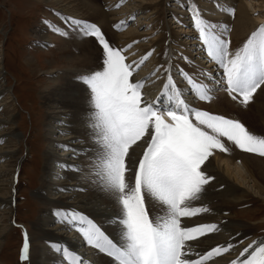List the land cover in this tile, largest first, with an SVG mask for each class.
<instances>
[{
    "label": "snow or ice",
    "instance_id": "obj_1",
    "mask_svg": "<svg viewBox=\"0 0 264 264\" xmlns=\"http://www.w3.org/2000/svg\"><path fill=\"white\" fill-rule=\"evenodd\" d=\"M119 5H117L118 7ZM233 12L234 9H224ZM83 35L94 37L103 49L102 69L78 77L89 90L90 127L99 146L93 165L97 183L117 205L114 222L120 226V240L114 242L82 214L59 213L69 225L79 224L87 243L114 259L116 264H205L228 252L233 246H216L191 259L187 242L218 231L216 224L182 225L181 217L209 211L192 207L212 177L202 165L214 149L228 151L222 138L248 153L264 156V136L252 133L237 119L193 108L184 98L171 74L156 100L143 98V81L133 82V72L151 56L148 52L137 64L127 63L124 49L110 45L94 23L66 17ZM194 26L208 56L223 70L226 91L233 100L247 107L264 85V23L251 32L242 47L229 51V41L216 34V26L193 9ZM125 21L114 25L120 28ZM62 35L67 32L56 28ZM129 48L131 45L128 46ZM189 90L200 100L212 99L207 85L194 74L180 70ZM167 97V102L163 97ZM143 141L146 147L133 161L130 149ZM131 173V182L128 175ZM146 196L157 202L163 215L150 217ZM62 251L72 264H83L68 249ZM29 239L24 233L20 259L29 258ZM230 264H264V240L252 241Z\"/></svg>",
    "mask_w": 264,
    "mask_h": 264
},
{
    "label": "bare ground",
    "instance_id": "obj_2",
    "mask_svg": "<svg viewBox=\"0 0 264 264\" xmlns=\"http://www.w3.org/2000/svg\"><path fill=\"white\" fill-rule=\"evenodd\" d=\"M61 1L72 4L70 10H64L68 14H73L70 17L88 22L92 20V22L98 24L97 26H108L107 24H109L110 20L108 15L110 13L115 14V17L111 19L120 22L130 18L136 11L145 10L148 7H152V21L161 20V8L165 3V0H140L142 4L137 8L138 5L134 0H121V3L124 5L120 11L115 12L113 8L118 0H105L111 6V11H108V13L104 10L100 1L99 3L97 1V3H93L89 0ZM262 1L264 3V0ZM236 2L235 0H221L219 2V5H221L220 8H213V4H204L202 7L205 11L204 18L216 26V34H222L221 39L224 38V40L231 42V46H229L231 53L239 49L241 47L239 45L244 44L243 40L245 38L242 36L248 33L247 30L258 25V22L252 17V13L244 4V1L241 0L238 6ZM231 7L236 10L234 18H232L231 13L224 10ZM135 8L137 9L134 10ZM132 10L134 11L132 12ZM257 10L260 11L261 9ZM185 12L184 10L173 12L178 19L175 22L180 23V26L182 25L181 23H185L186 21L185 18L188 13ZM138 21L142 22L140 16H138ZM167 26L166 20H163L161 30L166 31ZM133 27H130V29L123 33H119L117 38L126 51L124 55L127 57V63L135 61L139 64L143 56L148 52L152 53L149 56L151 58L144 65H140L139 69L134 71L132 76L133 82L143 81L144 88L142 92L145 100L153 101L157 97H160L167 75L171 74L178 87L183 89L184 98H186V101L193 108L237 120H240L241 117L239 118L238 115H234L232 112L233 109L241 113L245 112L244 114L251 112L254 118H256V121L260 122L264 129V85L254 95L253 104L249 103L245 107L239 103V98L233 100L225 90L226 84L223 80V70L219 64L208 55L205 56L207 60L204 58L200 61L199 57L205 54L207 49L200 40L199 35L194 34L195 37L194 35L185 37L183 44H177L181 48V51H179L178 48L174 47V43L178 42L177 35H175L177 33L176 31L173 33L172 29H170V32L173 34L169 42L163 36V41L160 40L157 35L158 33L153 35L148 34L147 37L146 33H142L138 26ZM227 27H231V34L228 36V39L223 37L226 34L224 30H227ZM195 29L184 28V31L198 34V31ZM38 35L40 37L39 33ZM146 37L151 38L148 40ZM187 44L190 47H197V51L194 52V54H197L195 58L189 54L187 48L190 47ZM129 45H131L130 48L128 47ZM179 52L183 54L182 57H180ZM70 60L72 59L70 58ZM69 62V68L64 69L66 70L63 72L64 74L59 72L57 76L52 75L55 76L51 80L53 85L48 86L43 96V99L45 98V106L48 109L45 125L51 126L49 130H52L51 135H46L48 137L47 141L60 148L62 152L58 154L57 151L49 149L41 158L43 164L42 177L40 178L37 193L45 207L41 210L42 213L32 223L31 228L34 231L29 236V264H59L61 254L69 262L66 264H72V261L68 257H65L62 251H56L53 247L54 245L60 246L62 249H68L78 260L83 261V264H116L113 258L108 257L105 253L99 252V250L87 243L78 230L79 224L74 226L69 225L59 215V213L72 212L82 214L95 223L114 242L120 240V226L114 222L117 205L113 198L101 189L94 173L93 165L99 147L94 139L95 133L90 127L92 123L90 113L94 109L89 104V90L78 79L82 71L86 73L92 71L81 70L73 62ZM180 70L194 74L198 82L207 85L210 89L209 94L211 97L213 96L212 99L203 102L192 91L186 94L185 87L190 88V86L187 85L184 77L180 75ZM51 72L47 73L49 78H52L50 74H54ZM178 74V78H183V81L179 82L177 80ZM217 76L221 78L222 83H220L221 87L218 91H214L213 88L216 83L213 82V79H216ZM5 93L6 87L0 80V96H5ZM195 97L198 99L197 102L194 101ZM9 98L8 96L1 100L2 107L8 106L10 103ZM163 101L167 102L166 96L163 97ZM6 115L1 116L0 114V122L2 123H0V127L6 124L10 127L7 128L8 132L0 131V141L6 136L18 137L14 130L16 116L12 114ZM55 123H58L59 129L58 127L54 129ZM243 124L245 125V123ZM245 126L252 133L262 136V131L257 128L259 125L257 127L249 124ZM252 128L256 130L253 131ZM222 141L228 151L214 149V155L217 156L215 160L217 165L214 166V159L212 157L208 158L204 166L202 165V171L212 177V179L204 186V190L200 194L199 199L193 201L191 204L192 207H206L209 211L201 212L193 217H181L182 225L188 227L200 224L218 225V231L208 233L196 241L187 242L186 253L189 258L196 259L198 258V253L204 254L212 247H227L229 244L233 246L228 252L214 257L205 262V264H230L249 243L264 240V236L261 233H256L258 228H261L258 227L259 224H249L244 222V220L241 221L239 218L242 212L240 210L237 211L235 208L246 202V195L244 194L245 190L242 188V185L234 180L231 170L232 166H243L253 178L255 184L262 185L261 187L264 191V156L242 151L235 144L227 141L226 138H222ZM10 146V144L9 146H1L0 156L4 155V159H18L16 157L18 156V152H16V149H13L14 145ZM144 147H146V144L143 141L132 146L130 149L131 158L128 161L129 167L134 166L133 161L138 160ZM59 158L62 160H59ZM12 159L9 162H13ZM55 160H58L60 164L67 165V168H64L62 171V180L58 175L56 179L51 176ZM221 162L224 163V166ZM62 173L60 172V174ZM59 179L61 181L60 183L58 182ZM128 179L131 182V173H129ZM5 189L1 188L0 185V211L3 210L7 214V212L12 211L11 206L16 196H14L10 188L8 190ZM145 203L149 209L150 217L163 215V213L159 212L157 202L146 196ZM6 229L5 226L0 228V247L2 236L6 233Z\"/></svg>",
    "mask_w": 264,
    "mask_h": 264
},
{
    "label": "rangeland",
    "instance_id": "obj_3",
    "mask_svg": "<svg viewBox=\"0 0 264 264\" xmlns=\"http://www.w3.org/2000/svg\"><path fill=\"white\" fill-rule=\"evenodd\" d=\"M89 1L93 3L96 1L99 3L100 1L106 12L111 11V6H109L105 0ZM134 1L138 5L137 8L141 6L142 3L140 0ZM220 1L221 0H165L161 8L162 21H152V7H148L145 10L136 11L132 14L133 17L131 16L127 20H124L125 24L119 29L114 27V25L119 22L111 19L115 17L114 13L108 15V17H110L109 24H107L108 26L98 27H100L110 45L120 49H124V47L120 44L117 35L133 26H138L142 33H146L147 37L148 34L153 35L158 33L157 35L160 40L163 41V37H166V41L169 42L171 41L172 34L176 31L177 33H175V35H177L179 43L175 42L176 44L174 43V47L181 51L180 45L177 44H183L187 36H193L194 34L198 35L197 33L184 31V28L195 29L193 9H198L202 17H204L205 11L202 8L204 4H213V8H220ZM235 1H237V6L241 3V0ZM243 1L252 13V17L258 22L256 27L247 30L248 33L242 36L245 38L243 40L245 42L251 32L256 30L261 23H264V3L262 0ZM121 2V0H118L116 3L113 8L115 12L120 11L123 7L124 4ZM117 5L119 6L117 7ZM71 7L72 4L62 2L61 0H0V80L6 87L5 96H0V114L1 116H7L6 114L16 116L14 130L18 136L16 138L4 136L5 138L0 141V147L9 146V144L11 146L14 145L13 149H16V152H18V156H16L18 159L11 158L13 162H9V160H11L10 158L4 159V155L0 156L1 188H6L5 190L10 188L14 196H16L11 206V212H7L6 214L3 210L0 211V228L4 226L7 228L1 240L0 264H29V258L22 261L20 256L24 233H27L29 239L32 231H34L33 228H31L32 223L39 214L42 213L41 210L45 207L37 193L40 178L42 177L43 164L41 158L49 149L57 151L58 154L62 152L60 148L47 141V136L52 134V130H49L51 126L45 125L48 109L45 106V98L43 99V96L48 86L53 85L51 80L55 76L52 75L57 76L59 72L63 73L66 71L64 69L69 68V61H71V63L73 62L75 66L79 67L81 70L95 71L102 69L103 49L98 44L97 40L92 36L83 35L77 28L65 20L66 17L73 16V14L65 12L66 10H70ZM228 9L233 8L231 7ZM257 9L261 10L258 11ZM134 10H132V12ZM183 10L188 14L186 15L185 23H181L182 25L180 26V23L178 24L175 22V20L178 21V19L173 12ZM228 13H231L232 18H234L236 10H234V14L230 11H228ZM138 16L142 18V22L138 21ZM163 20H166L168 25L165 29L166 31L161 30ZM90 23L98 25L96 22H92V20H90ZM56 28H60L68 34L62 35L60 32L55 31ZM170 29H172L173 33L170 32ZM195 30L197 31V29ZM224 31L226 34L223 35V37L228 39V36L231 34V27H227V30ZM147 37L146 39L148 40L151 38ZM187 45L190 47L189 44ZM242 45L239 46L242 47ZM229 46H231V42ZM196 48V46L187 48L189 54L194 58L197 56V54H194V52L197 51ZM125 52L126 51H124V54ZM179 54L180 57H182L183 54L181 52H179ZM206 55H208L207 51L199 57L200 61L204 59ZM70 58L72 60H70ZM150 58L151 57H148L141 65H144ZM205 59L207 60V58ZM48 72L54 73L50 74L52 78L47 76ZM85 73L86 72L82 71L80 76ZM178 76L179 74L177 75V80L179 82L183 81V78H178ZM213 80V82L216 83L213 89L214 91H218L221 87L220 83H222L221 78L217 76V78ZM185 88V93H189V87ZM8 96L10 97L8 99L10 100V105L8 104L9 107L7 105L6 107H2L1 100ZM195 98L194 101L197 102L198 99ZM202 101L205 102L204 100ZM250 103L253 104V101ZM232 112L234 115H238L239 118L241 117L239 121L243 120L242 123H245V125L249 124L254 127L259 125L257 128L262 131L261 135L264 136L262 124L256 121V118H254L251 112H246V114H244L245 112L241 113L235 109H233ZM55 124L54 129L58 127V123ZM6 125L0 127V131L3 130V132H8L7 128L10 126ZM252 129L253 131L256 130L254 128ZM6 141L9 144H7ZM214 154L213 150V154L210 157L214 159V166H216L217 163L215 160L217 156ZM61 158H59V160H62ZM57 161L58 160H55L54 162L51 176L56 179L58 175L62 180V171L64 168H67V165L60 164V162ZM239 161L241 162V160ZM231 170L234 180L242 185V188L245 190L244 194L246 195V202L235 208L237 211L240 210L242 212L239 218L241 221L244 220V222L249 224H259L258 227L261 228H258L256 233H261L264 236V191L262 190V185L255 184V181L243 166H232ZM60 172L62 174H60ZM60 179L58 180L59 183L61 182ZM66 263L69 262L64 259V256L61 254L59 264Z\"/></svg>",
    "mask_w": 264,
    "mask_h": 264
}]
</instances>
